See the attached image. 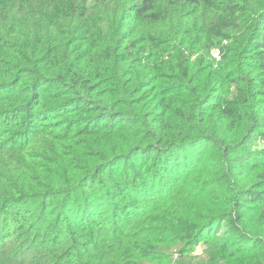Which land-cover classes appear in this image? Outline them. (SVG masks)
Here are the masks:
<instances>
[{
	"label": "trees",
	"instance_id": "obj_1",
	"mask_svg": "<svg viewBox=\"0 0 264 264\" xmlns=\"http://www.w3.org/2000/svg\"><path fill=\"white\" fill-rule=\"evenodd\" d=\"M0 264H264V0H0Z\"/></svg>",
	"mask_w": 264,
	"mask_h": 264
},
{
	"label": "rangeland",
	"instance_id": "obj_2",
	"mask_svg": "<svg viewBox=\"0 0 264 264\" xmlns=\"http://www.w3.org/2000/svg\"><path fill=\"white\" fill-rule=\"evenodd\" d=\"M187 155H188L187 151L182 150V151H179L178 153H176L175 156L181 157V158H186ZM159 181H160V184H162V182L165 181V174H163L160 177V180ZM161 187H162V185H161ZM163 188H165V187H163ZM153 196H155V192L153 193V191H152L151 192V197H153ZM97 206L99 207V206H102V205L101 204H98ZM198 250H199V247H196L195 251L198 252Z\"/></svg>",
	"mask_w": 264,
	"mask_h": 264
}]
</instances>
